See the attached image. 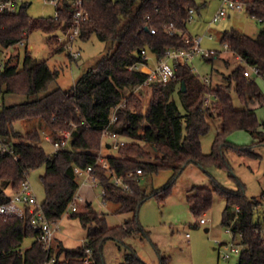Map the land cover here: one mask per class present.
Returning <instances> with one entry per match:
<instances>
[{
    "label": "trees",
    "instance_id": "trees-1",
    "mask_svg": "<svg viewBox=\"0 0 264 264\" xmlns=\"http://www.w3.org/2000/svg\"><path fill=\"white\" fill-rule=\"evenodd\" d=\"M83 1L87 19L82 22L80 38L86 40L97 35L112 46L71 88L64 89L60 85L51 88L60 71L29 51L21 67L8 57L0 70V94L28 97L0 106V139L13 145L12 153L0 150V203L11 198L31 170L44 165L43 208L50 220L58 221L80 188L76 168L85 170L93 166L92 173L99 179L104 202L112 204L117 212H132L133 218L111 227L104 213L87 202L84 209L80 207L78 211L69 212L70 217L79 218L86 228L84 242L67 247L62 241H56L47 254L43 243L37 239L38 231L29 225L28 216L0 214V264H42L53 255L56 256L54 264H108L104 247L110 239L125 247L123 260L118 264H147L126 242L133 234L148 237V231L138 218L139 209L149 196L141 185L142 176L164 168H172L176 176L190 163L208 172L210 167L232 170L226 155L228 149L240 154L252 153L251 147L235 145L228 139L235 130L243 129L257 135V144H264V120H259L249 107L250 102H264L257 82V77H264V0H242L248 12L262 23L256 35L230 28L223 31L220 38L232 53L243 57L246 65L257 66L260 76H246L247 66H239L228 76L229 83L214 86L210 77V81L205 82L190 62L181 61L175 79L154 84L148 92L147 106L132 87L144 81L148 74L140 69H129V66L150 63L143 50L159 59L169 48L190 49L193 42L186 40L191 36L187 24L190 9L196 12L198 8L197 0ZM28 3L15 13H0V44L3 47L26 40L34 30L50 32L51 39H55L58 32L72 25L71 0H63L58 17H33L26 10ZM153 28L155 32L151 31ZM172 29L174 32L170 33ZM219 55L220 51L215 50L205 57L213 61ZM69 57L78 59L70 54ZM233 84L245 108L235 107ZM126 88L131 91L125 93ZM207 94L214 100L205 109ZM124 96L126 104L118 107L116 121L108 125L113 108ZM212 116L220 117L221 128L213 141L212 151L204 153L201 138L209 131ZM32 119L43 121L53 134L57 129L70 130L71 147L48 154L40 143L42 136L38 128L25 134L16 128L18 121ZM107 126L111 133L132 140L121 146L118 154L106 156L109 168L97 163L103 130ZM138 168L142 173H137ZM115 175L122 176L129 188L115 184ZM211 177L213 186L194 187L188 196L194 215L198 217L207 210L216 193L222 196L225 199L222 223L230 227L234 237L244 245L238 264H264V241L256 231L264 224L254 218L261 200L249 197L238 178L237 188H231ZM168 189L169 186L165 192ZM29 236L34 240L25 247L24 240ZM161 264L167 261L163 258Z\"/></svg>",
    "mask_w": 264,
    "mask_h": 264
},
{
    "label": "rangeland",
    "instance_id": "rangeland-1",
    "mask_svg": "<svg viewBox=\"0 0 264 264\" xmlns=\"http://www.w3.org/2000/svg\"><path fill=\"white\" fill-rule=\"evenodd\" d=\"M28 2L26 10L33 17L55 15V6L45 3L44 0H28ZM197 5L193 20L187 24V32L194 38L203 36L201 48L219 50L220 55L213 61H209L204 55L198 54L193 57L191 64L201 77L209 76L212 85L229 83L228 76L234 69L248 65L239 62L236 54L225 48L220 39L223 31L237 28L254 36L262 23L253 17L245 6L240 10L229 11L231 15L211 23L219 8L220 0H197ZM211 33L214 35L213 38H210ZM51 38L50 32L34 30L24 40V45L18 43L5 48L0 44V70L8 57L21 67L26 51H29L34 57L47 60L51 68L60 71L57 82L52 84L51 88L54 85H60L64 89H69L112 46L110 42L99 39L97 35L86 40L78 38L73 45L75 49L80 50L82 56L72 60L69 57V50H56L55 41ZM148 56L150 66H154L155 56L152 53H148ZM252 76L255 77L254 74ZM257 82L264 94V77H257ZM130 91V88L125 89V93ZM148 92L150 91L143 90L137 93L145 106L150 99ZM232 96L236 108L246 107L235 91L234 84ZM27 98L24 94L3 93L0 94V106L18 103ZM249 107L254 110L259 120H264V102H250ZM209 120L210 129L201 138L204 153L212 151L213 141L221 128L220 117L212 116ZM15 125L24 134L28 130L38 128L42 136L40 143L45 151L48 154L55 151L54 146L45 139V135L51 131L43 121L21 120ZM103 139L105 142L110 140L109 137L101 139L100 153L104 156L118 154L117 149L104 146ZM228 139L235 145L251 147L252 152L240 154L233 149H228L226 155L232 170L210 167L209 173L203 167L190 163L176 176L172 168H164L142 176L141 185L149 196L141 205L138 218L148 231V237L141 238L138 234H133L126 239V242L135 248L145 263L161 264L164 258L167 264H238L240 255H234L226 260L220 257L218 250L220 243L230 242L232 239L231 233L222 223L225 199L216 193L212 205L198 217L194 215L192 204L188 199L194 187L213 186L211 175L231 188H237L239 183L236 178H238L245 185L246 194L249 197L261 200V204L255 209L254 218L264 224V144H257L259 137L243 129L231 132ZM127 141L132 140L127 138ZM66 146L71 147L70 143ZM44 173V165L29 173V180L41 202L45 199V188L42 182ZM76 173L80 183L78 190L81 196L80 207L84 209L87 202H91L95 210L104 213L107 224L111 227L123 225L133 218L132 212H117L112 204H106L103 200L102 187L99 184L92 186L91 183L85 182L87 173L84 169L77 167ZM168 186L169 189L165 192ZM201 217L207 220L206 224L198 223ZM58 227L57 235L64 241V243L62 241L64 246L76 247L81 245L87 237V230L79 218L70 217L69 213L58 220ZM60 238H56L55 242L61 241ZM33 240L31 236L26 237L23 246L30 245ZM104 252L108 264H118L123 260L125 247H120L115 240L110 239L105 244Z\"/></svg>",
    "mask_w": 264,
    "mask_h": 264
},
{
    "label": "built area",
    "instance_id": "built-area-1",
    "mask_svg": "<svg viewBox=\"0 0 264 264\" xmlns=\"http://www.w3.org/2000/svg\"><path fill=\"white\" fill-rule=\"evenodd\" d=\"M28 0H0V13L17 12L21 6L27 3ZM45 3L55 6L56 12L55 17H58V8L62 6L63 0H44ZM83 0H71V4L74 8L73 13V22L72 25L63 32H58L57 37L54 39L56 48L68 49L69 54L73 58H80L81 52L74 48V42L80 38L81 25L84 20L87 19V12L84 7ZM245 4L242 0H220V5L217 11L215 12L211 23H215L222 18H225L227 15H230L229 11H236L244 8ZM194 9H190L189 21H192L194 18ZM155 32L153 28L151 30ZM174 29L170 30V33H173ZM214 35L211 33L210 38H213ZM203 36H198L196 38L192 36H187V41H192L193 46L190 49L184 48H169L166 51L164 57L156 59L154 66H150V63L139 62L135 65L129 66V69H140L147 72V78L135 84L132 87V91L135 93L143 92V90H151L155 83H166L177 77L178 66L181 61L190 62L193 57L202 54L208 56L213 53L215 50H203L201 48ZM19 44L24 45V41H20ZM225 48L229 50L228 45L225 43ZM144 57L149 58L146 50L142 51ZM237 60L242 63H246L241 55H236ZM146 67H150L146 69ZM196 71L197 69L193 67ZM246 76H260V70L257 66L248 65L244 71ZM205 82H209V76L202 77ZM214 97L210 94L205 96L204 108L207 109L211 106ZM127 102L126 96L123 97L122 101L116 105L110 115L108 125L114 123L117 119V109L119 106H124ZM71 131L68 129H57L55 133H48L45 135V139L49 141L55 148V150L64 148L70 141ZM109 137L110 147L119 149L121 146L127 143V139L123 138L119 134L111 133L108 126L103 130V138ZM103 144L106 146V142L103 139ZM0 150L7 151L9 153L13 152V145L11 142H4L0 139ZM16 157V155H15ZM97 163L101 164L105 168H109V162L106 156L102 153H99ZM87 177L85 182L91 183L92 186L99 184V179L92 173L93 166H88L85 169ZM137 173H142L140 168L137 169ZM113 180L115 184L121 185L124 188H129V185L124 182L122 176H114ZM81 196L78 191L76 192L73 200L69 204V207L66 213L71 211H78L80 209ZM238 209V207H237ZM65 213V214H66ZM0 214L4 216H17L19 218L29 217V225L38 231L37 239L43 243L44 249L47 251V254L54 248L55 240L58 233V221H52L48 218L44 208L43 202L39 201L37 194L29 180V174L21 181L19 189L11 196L7 201L0 203ZM200 224L207 223V220L204 217H201L199 220ZM227 231L231 233L232 239L230 242H224L219 244V254L223 259H231L234 255H239L244 248V245L239 243L238 240L234 237L233 232L230 227H227ZM262 236L264 241V225L256 229ZM241 235V234H240ZM239 235V236H240ZM90 253V249L87 250ZM88 260V257L86 258ZM56 261V256L53 255L42 264H54Z\"/></svg>",
    "mask_w": 264,
    "mask_h": 264
},
{
    "label": "crops",
    "instance_id": "crops-1",
    "mask_svg": "<svg viewBox=\"0 0 264 264\" xmlns=\"http://www.w3.org/2000/svg\"><path fill=\"white\" fill-rule=\"evenodd\" d=\"M231 15V14H230ZM223 19V18H222ZM81 56H82V54H81ZM155 58V57H154ZM155 63H156V58H155V62H154V64L153 65H155ZM150 67H146V69H149ZM106 147H108V148H111L110 147V142L107 140L106 141ZM206 224V223H205ZM58 234V233H57ZM56 238H60L58 235L56 236ZM60 240L61 241H63L61 238H60ZM63 243H64V241H63Z\"/></svg>",
    "mask_w": 264,
    "mask_h": 264
},
{
    "label": "water",
    "instance_id": "water-1",
    "mask_svg": "<svg viewBox=\"0 0 264 264\" xmlns=\"http://www.w3.org/2000/svg\"><path fill=\"white\" fill-rule=\"evenodd\" d=\"M185 88H186V87H185V83L183 82V89L185 90Z\"/></svg>",
    "mask_w": 264,
    "mask_h": 264
}]
</instances>
